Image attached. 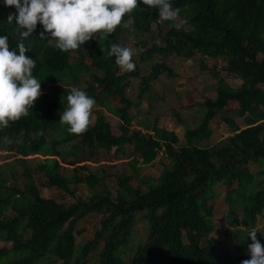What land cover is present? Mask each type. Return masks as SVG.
<instances>
[{"label": "trees", "instance_id": "16d2710c", "mask_svg": "<svg viewBox=\"0 0 264 264\" xmlns=\"http://www.w3.org/2000/svg\"><path fill=\"white\" fill-rule=\"evenodd\" d=\"M173 3L181 9L183 27L167 21L153 29L161 18L154 8L141 3L131 13L134 22L128 27L119 26L107 38L92 39L79 49L64 52L39 36L42 25L28 38L21 37L15 22L8 21L14 7L0 0V33L9 36L12 47L23 40L28 54L36 59L34 75L41 79L43 89L29 115L0 129V152L46 157L36 169L47 180L41 186L63 194L74 195L71 184H85L91 190L104 187L103 195L65 204L61 198H43L28 169L25 190L8 189L9 178L0 167V240L12 243L10 249H0V264H241L250 257L248 234L264 211V0ZM130 28L151 35V48L144 41L139 44L144 49L141 62L156 55L194 58L200 54L220 60L222 71L242 80L239 88H233L216 66L200 63L202 70L217 78V96L200 102L206 113L196 128L184 133V144L176 132L163 127L155 126L149 135L130 132L134 118L130 110L141 104L127 96L132 81L141 79L137 95L141 98L161 73L173 74L170 67L158 63L151 74L141 77L135 57V69L121 73L115 56L108 53L111 43H119ZM84 74L89 78L84 80ZM82 83L81 88L96 98L94 112L99 113L86 132L76 134L61 123L60 112L67 106L72 88L67 85ZM99 108L119 119L121 135L114 133ZM222 112L245 118L246 127L225 118L233 128L228 140L204 146L213 137V122ZM48 133L53 135L51 140ZM127 144H134L143 165L152 164L160 152L171 164L162 178L143 176L137 178V185L132 184L133 175L119 174L113 199L105 184L108 171H94L88 163L96 162L101 150L109 153L117 148L121 152ZM58 159L72 167L73 174L63 173ZM130 164L135 171L140 169L136 160ZM223 191L227 225L236 231L232 242L212 236L217 228L214 202ZM90 214L102 216L101 228L94 239L79 246L76 235L82 231L78 225ZM139 215L146 221L148 234L136 245L132 234ZM259 239L264 243V238Z\"/></svg>", "mask_w": 264, "mask_h": 264}, {"label": "rangeland", "instance_id": "374dc122", "mask_svg": "<svg viewBox=\"0 0 264 264\" xmlns=\"http://www.w3.org/2000/svg\"><path fill=\"white\" fill-rule=\"evenodd\" d=\"M168 20L162 19V24L166 23ZM177 22L181 23L183 27V20L179 16ZM148 34H141L139 31L130 28L126 30L119 43L124 46H129L134 51V56L136 58V63L140 65V75L141 77L151 74L154 70V66L158 63L162 65H167L172 69L173 74L170 76L167 72H163L158 76V80L152 82L150 88L145 92V94L139 98L137 95L139 93V85L141 82L140 78L134 79L132 84L127 89V96L136 104L141 100L139 106H134L130 110L132 113L133 122L130 127V132L137 130L142 134H152L155 126L166 128L170 131L177 133L178 137L181 139V143H185L184 133L189 129L196 128L206 113V110L202 107L200 102L204 98H216L218 81L213 73L209 70H202L200 63L206 61L209 68L216 66V71L219 72L226 80V82L233 88H239L242 84V80L239 79L234 74H228L222 71L224 63L220 60L211 61L201 56L200 54L194 58H189L186 56H178L175 53L166 55L164 57L156 55L153 59L141 62L140 55L143 52V48L140 47L142 41L148 44V48H151L153 42ZM96 39H93L95 41ZM160 43V40L157 41ZM128 70L121 68V73H125ZM89 76H84L86 79ZM68 84V82H66ZM84 87V84H82ZM67 87H73L72 84L67 85ZM97 106V105H96ZM95 106V108H96ZM94 108V109H95ZM103 113H106L107 118L112 123L113 131L117 135H121L120 131V121L113 115L109 114L105 109L99 108ZM264 112V107L261 108ZM99 111L94 112L93 122L97 118ZM176 113L179 114L182 122L178 121ZM231 119L240 128H245L247 121L245 118L239 117L237 114L221 113L219 114L214 122L213 126L215 132L213 137L203 142L204 146L219 145L228 140L229 136L232 134L233 128L226 119ZM53 135L48 133V140H51ZM117 148H113L111 152L106 153V151L101 150L100 155L97 157L96 162H89L90 168L94 171H101L106 169L110 174L106 178L105 184L112 194V198L115 199L118 193V182L117 176L119 174L133 175L132 184L137 185L138 179L140 177H150L154 179L162 178L171 164V159L167 157L164 152H160L155 161L150 165H143L141 163L140 155L134 151V144H127L123 148V151L116 152ZM33 160L30 161L29 165L32 171L43 162L44 157L34 156L31 157ZM136 160L140 169L135 171L131 166L130 162ZM14 162L12 157L4 152H0V165L3 164L5 177L8 179V185L18 186L20 189L25 188L26 178L18 176L17 179L13 178L17 171L12 169L9 162ZM16 169L21 170L19 164L15 165ZM251 168L258 171L256 165L251 164ZM70 174H73L72 170H66ZM34 174V179L40 180L45 183L46 179L41 177L38 171L32 172ZM18 175V174H17ZM41 195L44 198L58 199L61 198L65 204L72 203L78 199L89 200V198L95 194H104V187L100 186L97 190H91L85 184H71L69 190L75 195L63 194L60 191L50 190L47 188L39 186ZM147 190V189H145ZM215 207V222L217 224L216 230L213 232L212 236L219 240H228L231 242L236 231L229 228L227 225L226 215L228 213V207L225 202V192H221L217 200L214 202ZM9 214H14V212L9 209ZM241 216V215H240ZM238 216L240 219L241 217ZM101 215L90 214L88 215L79 225L78 230L82 231V234L76 235L77 245H85L88 241L95 238L97 230L101 228ZM257 231L258 238H264V211L260 215L257 225L255 227ZM148 234V227L146 221L140 215L136 217L135 226L132 234V241L134 244H139L143 242ZM12 247L10 243L0 240V249ZM133 253V252H132ZM131 253V254H132ZM97 258V253L93 255ZM131 256H128L126 259ZM55 259V258H54ZM56 260V259H55ZM55 264H61L59 261Z\"/></svg>", "mask_w": 264, "mask_h": 264}, {"label": "clouds", "instance_id": "9594fccd", "mask_svg": "<svg viewBox=\"0 0 264 264\" xmlns=\"http://www.w3.org/2000/svg\"><path fill=\"white\" fill-rule=\"evenodd\" d=\"M3 3L10 8L14 7L15 10L9 13L8 21L15 22L21 37L28 38L37 31L38 25H42L39 36L53 42L64 52L79 49L92 39L107 38L119 26L128 27L134 22L131 13L141 3L154 8L161 18L154 24L153 29L162 23V19L170 21L171 26L181 27V23L177 22L181 9L174 6L173 0H3ZM28 53L29 48L23 40L12 47L9 36L0 33V129L29 115L31 108L43 94L42 81L34 75L36 59ZM108 54L115 56L116 63L122 69L128 71L135 69L134 51L131 47L113 42ZM82 84L73 85L67 95V106L60 112L61 123L68 125V131L76 134H82L90 128L97 104L96 98L81 88ZM1 152L14 159V162L10 161L9 164L18 175L14 174L12 177L15 179L18 176L25 177V188L28 185L25 171L27 169L31 172L38 171L36 169L46 159L32 152L26 154L19 151ZM37 155L44 159L32 171L29 163L33 160L31 157ZM58 161L63 173L70 174L66 170H72V167L59 159ZM16 164L20 165L21 170L16 169ZM0 167L3 168V164ZM40 174L44 178V175ZM33 182L38 188L43 184L39 180ZM5 185L8 189L25 190L18 186H9L8 180ZM257 231L253 228L248 234L251 237V243L248 244L250 257L242 260L241 264H264V243L257 237Z\"/></svg>", "mask_w": 264, "mask_h": 264}, {"label": "bare ground", "instance_id": "6f19581e", "mask_svg": "<svg viewBox=\"0 0 264 264\" xmlns=\"http://www.w3.org/2000/svg\"><path fill=\"white\" fill-rule=\"evenodd\" d=\"M104 181V180H103Z\"/></svg>", "mask_w": 264, "mask_h": 264}]
</instances>
